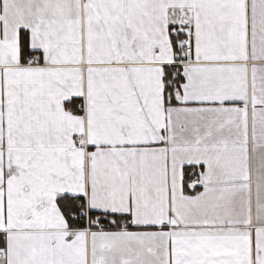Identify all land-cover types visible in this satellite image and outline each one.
<instances>
[{"label":"snow or ice","instance_id":"snow-or-ice-1","mask_svg":"<svg viewBox=\"0 0 264 264\" xmlns=\"http://www.w3.org/2000/svg\"><path fill=\"white\" fill-rule=\"evenodd\" d=\"M0 264H264V0H0Z\"/></svg>","mask_w":264,"mask_h":264}]
</instances>
